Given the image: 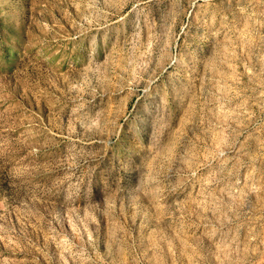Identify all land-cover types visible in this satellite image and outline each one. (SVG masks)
Here are the masks:
<instances>
[{
	"label": "rangeland",
	"instance_id": "obj_1",
	"mask_svg": "<svg viewBox=\"0 0 264 264\" xmlns=\"http://www.w3.org/2000/svg\"><path fill=\"white\" fill-rule=\"evenodd\" d=\"M252 42L264 0H0V264H264Z\"/></svg>",
	"mask_w": 264,
	"mask_h": 264
},
{
	"label": "crops",
	"instance_id": "obj_2",
	"mask_svg": "<svg viewBox=\"0 0 264 264\" xmlns=\"http://www.w3.org/2000/svg\"><path fill=\"white\" fill-rule=\"evenodd\" d=\"M247 49L244 52L235 53L231 58L235 73L243 77L236 82L243 90L264 91V55L258 51V46L254 42L249 43ZM248 77L254 78V81H249L251 85L245 81Z\"/></svg>",
	"mask_w": 264,
	"mask_h": 264
}]
</instances>
